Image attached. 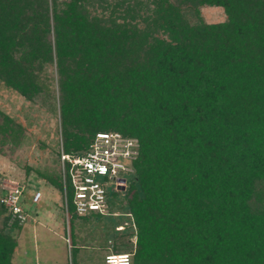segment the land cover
I'll use <instances>...</instances> for the list:
<instances>
[{"label": "trees", "instance_id": "obj_1", "mask_svg": "<svg viewBox=\"0 0 264 264\" xmlns=\"http://www.w3.org/2000/svg\"><path fill=\"white\" fill-rule=\"evenodd\" d=\"M50 66L68 153L102 131L141 146L110 213L72 205V221L108 218L115 253L135 237L132 264H264V0H0V81L33 101ZM38 172L63 192L60 173ZM7 211L0 200V264L23 225Z\"/></svg>", "mask_w": 264, "mask_h": 264}, {"label": "rangeland", "instance_id": "obj_2", "mask_svg": "<svg viewBox=\"0 0 264 264\" xmlns=\"http://www.w3.org/2000/svg\"><path fill=\"white\" fill-rule=\"evenodd\" d=\"M202 13L209 22H221L227 18L224 9L219 6H206ZM48 73L54 77L53 81L46 80L52 89L33 101L0 81V197L3 191L27 188L25 207L29 218L21 227L12 230L18 242L14 264H72V233L77 238L79 264H105L106 256L115 253L114 243L120 241L107 239L108 232L104 226L109 219L104 218L100 223L97 219L91 222L82 219L72 221V203L68 212L60 190L38 172L59 174L61 164L59 151L63 133L56 66H50ZM4 115L11 119L9 124L12 129L8 131L4 130L7 120ZM123 175L131 183L133 176ZM107 187L116 191L114 181ZM37 191L42 197L39 202H33ZM122 196L121 192L116 194L117 199ZM5 217V214L0 215V228L4 226ZM129 236H122V241L133 243L131 250L125 249V253L132 258L136 238Z\"/></svg>", "mask_w": 264, "mask_h": 264}, {"label": "built area", "instance_id": "obj_3", "mask_svg": "<svg viewBox=\"0 0 264 264\" xmlns=\"http://www.w3.org/2000/svg\"><path fill=\"white\" fill-rule=\"evenodd\" d=\"M140 141L136 137L126 136L116 131L98 132L84 153H68L61 143L59 151L60 175L63 181L62 197L69 212L70 202L78 215L84 216L92 211L110 213L107 185L115 182L117 191L127 185L128 179L123 174L135 172L134 161L140 154ZM26 187H16L6 191L0 200L8 208L10 223L18 219L25 223L29 215L25 207ZM70 193L72 195L70 199ZM42 197L37 191L33 202ZM105 264H132L129 253H110Z\"/></svg>", "mask_w": 264, "mask_h": 264}, {"label": "water", "instance_id": "obj_4", "mask_svg": "<svg viewBox=\"0 0 264 264\" xmlns=\"http://www.w3.org/2000/svg\"><path fill=\"white\" fill-rule=\"evenodd\" d=\"M122 189H123V190H125V189H126V186H125V185H123Z\"/></svg>", "mask_w": 264, "mask_h": 264}]
</instances>
